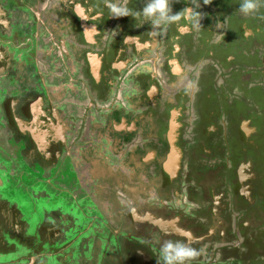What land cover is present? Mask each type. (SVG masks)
<instances>
[{
    "label": "flooded vegetation",
    "instance_id": "obj_1",
    "mask_svg": "<svg viewBox=\"0 0 264 264\" xmlns=\"http://www.w3.org/2000/svg\"><path fill=\"white\" fill-rule=\"evenodd\" d=\"M86 1L90 2L89 12L94 9L93 14L88 15L90 23L94 24L87 34L90 41L93 32L98 30L102 37L97 39V48L106 56H118L120 53L121 60L129 63L126 72H118L115 66L106 69L108 82L116 86V96L120 95V86L125 83L127 74L137 67L141 86H151L148 97H152L153 88L157 87L159 90L154 95L157 103L155 113L159 122L169 128L170 120L177 113V118L182 123L177 132L179 144L183 149L184 146L193 147L185 152L182 171L173 180V187L167 189L165 185L158 190L150 189L147 185L138 190L137 184L142 186L145 183L148 171L138 170L133 163L123 162V167L115 168L114 171V168L107 170L96 166L98 171L104 169L107 173L100 178L103 182L100 181L102 183L98 190L105 196L104 200L108 204L116 207L117 211L110 215H115L118 227L113 226L109 220L106 223L105 218L90 223L93 228L101 220L105 230L111 234L109 238H101L104 246L100 250L101 243H98L91 255L88 238L84 235L85 229L88 231L84 225L90 216H68V213H61L58 220L41 218L34 210L27 209L23 203L13 199L12 183L0 187V264H32L34 260L35 264H149L135 256V245L131 239L141 238L136 247L152 251L153 264L163 263L160 245L167 240H182L192 248L203 250L200 256L188 264H264V47H261L264 40L256 41L264 39V30L254 26V15L258 12L242 16L238 10L240 0H211L209 4H214L211 7L214 16H211L204 0H198L206 7L202 6L205 13L200 20V28L193 27L192 23L181 18L168 24V32L162 30L161 35L157 32V40L152 38L154 29L143 40V35L151 30L150 23L139 28L142 31L140 34H129L125 24L133 23L132 17L103 16L98 13V8L106 14L109 11V0ZM6 2L11 5L10 0H0V5L3 6ZM120 2L124 3L125 0ZM126 3L129 9L135 11L143 8L145 0H126ZM78 4L72 7L74 11H78ZM174 4L176 7L172 14H177V9L180 12L185 7H195L190 5L189 0L174 2L171 6ZM261 13L264 15V9ZM38 19L42 26L44 19L38 17L39 24ZM97 23L107 24L111 28V35L107 39H103L104 29L102 33ZM76 25L78 29H82V24ZM41 26L39 25L40 28ZM13 29V22L9 28L0 24V37L6 31L7 37H12ZM115 30L119 36L113 34ZM80 36L83 42L88 43L87 37ZM10 42L9 45L0 41L3 46L13 48V51L22 48L24 44ZM71 45L75 47L74 43ZM129 46L136 48L135 54L164 57L163 66L173 77L183 75L184 69L179 56L182 51H186L190 54L186 60L193 63L194 68L199 64V72L188 77L191 82L182 85L183 90L171 95L164 88L167 81H164L161 72L158 73L159 70L148 76L142 71L137 55L127 56ZM164 49L166 50L162 55L161 51ZM24 57L26 58L25 55L15 56L9 69L13 75L16 74L15 69H21ZM19 59L23 61H17ZM50 73H53L51 69ZM200 76L201 82L198 84ZM103 90L98 89L99 99L92 98L91 101H94L97 115L108 116L117 108L116 104H119L120 99L115 96L109 100L110 90ZM161 98L166 101H161ZM183 100H188L189 104L190 115L187 119ZM193 109L196 110V116L192 113ZM143 114L142 112L136 117ZM164 116L167 121H164ZM115 119L109 124L112 132H115ZM118 119L126 117L120 116ZM131 133L134 132L117 133V140L119 141L120 136ZM157 136L167 146V141L161 134ZM68 143L74 147V143L69 140ZM53 146L62 149L64 156L61 162L44 164L50 172L68 158L73 162V152L69 156L65 141H55ZM195 150H200L199 155L194 154ZM103 157L108 160L106 156ZM186 157L188 166L185 165ZM160 175L163 177L165 174L160 171ZM83 177L84 175H79L78 179ZM98 205L100 207L101 204ZM148 212L151 213L150 216L146 215ZM140 214L145 216H138ZM216 216L217 223H227L225 240L210 237V227ZM66 219L70 221L66 222ZM181 231L192 233L194 238L183 236ZM137 235L141 238H137Z\"/></svg>",
    "mask_w": 264,
    "mask_h": 264
},
{
    "label": "rangeland",
    "instance_id": "obj_2",
    "mask_svg": "<svg viewBox=\"0 0 264 264\" xmlns=\"http://www.w3.org/2000/svg\"><path fill=\"white\" fill-rule=\"evenodd\" d=\"M180 1L182 0H170L171 9L173 7L172 12L175 11L176 4L173 6H171V4ZM10 2L11 5L6 2L3 6L0 5V7L3 8L2 10L7 13L11 22L14 24V29L11 33L12 37H14L18 43L24 42L22 48H17L14 52L17 57L25 55L28 57V59L25 58V61H30V64L25 65L22 71L15 69V72L20 74H15V77H20V80H14L15 82L12 86L22 89L23 93L26 95L29 92H33L39 94V96L47 98L48 94L43 86L42 77L37 69V63L35 60V57H38V54L40 55V63L42 67L46 68V65H48L47 67H49V69H52L53 66L59 69L56 76L53 75L49 78V82L51 83L55 82L60 84L63 78H66L65 76L70 77V75L73 74V70L70 69V63H73L75 67L79 66V70L82 72L79 73L77 77L80 76L82 80L79 81L77 85L74 83L71 85L72 87H70L71 89L77 87V90L64 88L62 98L59 100L57 98V100L61 105L60 107H65V111L68 112V114H75L77 117L81 118L78 123L75 121L71 122L72 132L77 131L78 126L83 129L80 138H76V135H73L69 139V141L78 145V147L77 145L75 146L72 155L73 162L68 158L64 163H61V166L58 165L54 167L52 172H50L47 167L37 160V163L33 165L35 160L30 161L27 156H25L26 154H24V150H26L25 147L28 146L27 141L22 140V138L18 136L17 132L13 130L14 128L11 124L0 122V128L4 130V136L1 137L4 146L3 148H0V164L4 168L9 167L12 170L10 177H8V179H12V189H14V192L12 190V197L17 202H20L21 204L23 203L27 209L34 210L36 215L41 218L48 217L55 219L60 216L61 213H71L72 215L85 214L86 216H90V221L86 220L87 225L95 220L102 218L106 219L107 217V221H104L108 223L109 220L113 226L118 227V220L115 215H110L111 213H115L116 207L108 204V201H105L104 198H102V192L98 190V187L103 182L100 178L101 176L103 178L104 174L103 172L101 174V172L96 169L97 162L105 161L104 169L108 168V170H112L114 168V171L115 168L123 167V162L136 164L134 162L135 158H137L135 157L136 154H141L142 156L150 147H157L160 151L166 149L165 143L158 140V136L153 135V123H146L144 114L138 118L136 117L142 113V111L145 112L146 110H150L149 105H145L143 108V106L137 101L141 98L140 95L142 94L143 88L138 79L140 74L137 73V67L127 74L124 81L125 83L120 86L122 89L120 91L121 101L118 104L115 100L117 102V108L108 116H105L104 114L97 115L98 113L94 108L95 106L92 107L94 109H91V111L90 107L92 95L95 99H99L100 94L90 86L87 73H85L86 66L84 63V53L90 51V44L83 42L76 25V21L79 25L82 21H85L88 26H86V30L90 28L93 29L92 25L94 24L90 23L89 16L93 14L94 9L92 12H89L90 2L88 3L86 0H10ZM77 3H79L78 11H74L72 7ZM189 3L190 5H193L191 0H189ZM196 3L200 6L197 9L201 15L205 13L203 7L207 6L209 9H206L207 12H209L211 16H214V12L211 9L214 4H205V6H203L198 0H196ZM262 9H264V5H261L258 11H256L258 13H256V16L254 15L253 21L255 28L264 30V15L261 13ZM176 12L179 13V10L177 9ZM226 12L227 11H221V13ZM39 13L42 14L44 20L49 24L48 31L58 36L60 40L59 44L62 42H65L66 45L75 44V47L71 48V59H68L71 54L64 55L59 46L56 47L53 43L50 44L49 42L42 44V53H36V47H34L36 42L35 38L43 28H40L39 23L37 22ZM98 13L103 16H111L110 11L105 14L100 8H98ZM111 17L115 18L114 16ZM133 23L127 22L125 25L127 27L126 31L129 34L135 35L142 32L140 30L141 26L143 28L144 25L147 24L140 25V22L136 20H133ZM97 24L101 28L102 33L104 29L103 39H107L108 36L111 35V28H108L109 26H106L107 24L104 23ZM218 24L220 25V23ZM150 26L151 30L149 33H145L146 35H143V40L151 34L150 32H152L153 29L155 30V34L152 33V38H156V40L158 39L157 32L161 35L162 30L169 31L168 25L156 29L153 28L151 24ZM113 34L119 36L117 30H115ZM1 36L0 41H5L8 38L5 32L4 35L1 34ZM89 39L90 36L87 37V40ZM260 40L263 41L264 39L261 38L256 41L261 42ZM104 46L105 43L103 44V47ZM261 47H264V45H261ZM165 50L166 49L161 51L162 55ZM49 51H52L53 54H47ZM75 51L77 52L75 53ZM135 51L136 48L129 46L127 56L130 57V55H137L136 57L139 59V63L142 66V71L148 76L155 74V70H159L158 73L161 72L162 76H164V81H167L164 88L169 90L171 95L183 90L182 85L186 84L188 81L191 82V79L188 77L197 75L200 69L198 68L199 64L194 68L193 63L186 60L190 54L186 51H182L179 58L184 73L181 76L173 77L168 73L166 67L163 66L165 62L163 61L164 57L153 58V56L149 57L143 53L135 54ZM58 57H63L64 60L61 61ZM20 58L22 59V57ZM45 59L47 61L46 64ZM114 73L116 74V72ZM123 79L124 78H122V80ZM65 80L67 81V78ZM127 81H129V86L126 84ZM86 82L89 84L87 88L84 86L86 85ZM199 82H201V76L198 78V84ZM115 87V84L110 86L111 89H109L110 91L108 92L109 100L117 95ZM1 88L0 85V89ZM125 90H129V93H124L122 96L121 92H124ZM30 96H33V94H30ZM163 99L166 101L165 98H161V101H163ZM183 102L184 108L186 109L185 119H187L190 115L188 110V100H183ZM84 105H86V107H84ZM162 113L163 111L161 114ZM192 113L194 116L197 115L195 109H193ZM62 114H64L63 111ZM120 116H125L129 121V124H131L132 120L138 119L136 122L138 130L129 135L120 136L118 141L117 139L119 135H117V132H112L109 129V124L113 118H118ZM174 117L176 118L177 114L174 115ZM163 118L164 121H167L165 116ZM184 140H186V134ZM113 143H115V146H113ZM191 147H193V145L187 147L184 146V151L187 152ZM100 149H102V155L106 156L108 160H105L104 157L100 155ZM151 165L152 166L148 169L152 171V176L154 177V168L157 169V166L156 164ZM185 165L188 166L187 157L185 159ZM141 169L142 168H140V170ZM138 174H140V172ZM79 175H84V177L79 180ZM112 175L113 174H110V176ZM41 180H43V182ZM105 181L106 180L104 179V182ZM154 187H156L157 190L161 188L159 184H156L152 188ZM98 204H101V207H99ZM112 206L114 208H112ZM81 228L82 225H80L79 229ZM214 228L215 226L210 227V229ZM84 235H86L85 238H88L89 241L90 255L93 252L92 250L96 246L98 247V243H101L100 250L104 246L105 243L102 241V237H111V234L108 233L102 225L101 220L95 227H90V230L87 231V229H85ZM131 240L130 241L135 246L140 244L138 240ZM99 254L100 251L98 252V255ZM32 264H35V260Z\"/></svg>",
    "mask_w": 264,
    "mask_h": 264
},
{
    "label": "crops",
    "instance_id": "obj_3",
    "mask_svg": "<svg viewBox=\"0 0 264 264\" xmlns=\"http://www.w3.org/2000/svg\"><path fill=\"white\" fill-rule=\"evenodd\" d=\"M3 8L0 7V24L4 26L5 28H9L11 25V20L8 17L7 13L2 10ZM42 13V12H41ZM76 15V14H75ZM39 18L44 19L42 14L39 13ZM39 21V19H38ZM40 26H41V20ZM77 23V21H76ZM79 24V23H77ZM82 29H78L79 34H81L83 37H88L89 29L86 30L87 22L82 21ZM48 22L43 20V25L41 27V32L36 36V42L34 47H36V53H42L43 47L42 44L45 42H49L50 44H54L56 47L59 46L62 53L65 54H71L68 59L72 58V52L71 48L72 45H66L65 42H62L59 44L60 40L58 36L54 33H51L48 31ZM88 27V26H87ZM47 29V31H46ZM97 29V28H96ZM96 32H93L92 40L90 39L87 41V44L91 45L90 51L84 53V63H85V73H87L88 76V82L90 83V86L93 87L94 90L98 89H104L103 91H108V89H111L109 85H112V82H108L107 75H106V69L112 68V66H115L118 69V72L123 71L126 72L127 68L129 66V63L127 61L123 62L121 60V54L119 53L118 56L113 54L112 56H106L97 48V39L101 36V32L98 30H95ZM7 34V31H6ZM95 35V36H94ZM14 37H8L5 41H1V43H8L10 45V41L16 42V39ZM10 40V41H9ZM8 41V42H7ZM10 42V43H9ZM0 43V122L9 123L14 128L13 130L17 132L18 136L22 138V140H26L28 143V146L25 147L26 150H24L25 156L30 161L33 160H41V163L46 165H51V163L55 164V162H61L63 159L64 153L62 149H59L55 146H53V142L58 140H63L66 143V151L67 153H74L75 146L77 144L70 145L68 143V140L73 135H76V138H80L82 134V130L80 126H78L77 131L72 132L71 128V122L75 121L78 123L79 117L77 115L68 114V112L65 111V107H60V103H58V100L62 98L64 88L72 87V84H76L82 80V78L79 76V66L75 67L73 63H70V69L73 70V74L69 76H65L67 78H63L62 82L55 83V82H49V78L53 75L56 76V73L59 71V69L56 67H52L51 71L53 73H50V69L46 66V68L42 67L40 63V55L38 54V57H35L36 63H37V69L42 77L43 86L45 90L47 91V98H44L42 96H39V94L29 92L26 94L23 93L22 89L17 88L14 85V80H20V77H15V75L12 74V72L9 71V69L12 67V63L14 62L16 53L8 47L3 46ZM77 52V51H76ZM52 53V51H49L47 54ZM46 56V55H45ZM57 57V56H55ZM25 58V57H24ZM59 58V57H58ZM26 59L28 57L26 56ZM67 59V60H68ZM21 59L17 60L20 61ZM59 60L63 61V57L59 58ZM23 61V60H21ZM30 64V61H23L21 66V69H18L19 71H22L25 65ZM46 64V59H45ZM47 71L49 74H47ZM16 74H19L18 72ZM20 75V74H19ZM75 75V76H74ZM88 82H86V88L89 86ZM12 86V87H11ZM127 86H129V82H127ZM22 90V91H20ZM71 90H77V87L71 89ZM151 90L148 88V85H144L142 88V94L140 95L141 98H139L138 103L143 106L149 105L150 110H146L144 113V119L146 123L152 122L153 123V135L157 136L160 135L167 141L166 149L163 151H159L157 147H150L145 152L144 155L141 156L137 154L138 158H135L134 162L137 168L141 171L147 170V178L145 180V183H142V186L137 184L138 190L144 189L147 185L148 188H152L156 184H159L161 188L165 185L166 189L173 187V180L179 176L180 172L182 171V163L184 162V156L185 151L179 144V137L177 135V132L179 131L180 127L182 126V123L178 120V118H175L176 123L178 124L177 130H176V149L178 152V161L176 165L172 162H170V143L168 141V133L171 129V122L170 120V126L169 128L164 127L165 124L160 123L157 114L155 113V110L157 108V103L154 100V95L158 93V88L152 89V97H148L149 92ZM129 90H125L124 92H121L122 96L124 93L128 94ZM54 92V93H53ZM53 93V94H51ZM30 94H33V96H30ZM23 95H26L23 97ZM22 96V97H21ZM142 96L144 98H142ZM146 96V97H145ZM121 101V96H116ZM58 98V100H57ZM92 98L94 99V96L92 95ZM118 99V100H119ZM119 101V102H120ZM92 102V101H91ZM81 104V103H80ZM93 106H95L94 101L91 103L90 111ZM86 107V105H84ZM62 109V110H61ZM62 111L64 114H62ZM177 114V113H176ZM175 115V113H174ZM88 116V115H87ZM115 122V132L117 133H126L128 131L135 132L137 131V125L135 120H132L131 124H129V121L127 119H118L116 118L114 120ZM4 130L0 128V148H3L4 144L2 143L1 137L4 136ZM25 142V141H24ZM78 146V145H77ZM113 146H115L113 144ZM32 147V148H31ZM169 152V153H168ZM200 150H195L194 154L199 155ZM38 153V154H36ZM168 154V155H167ZM70 156V154H69ZM197 157V156H196ZM165 163L164 165H162ZM151 164H156L157 169L154 168V174L155 176H152V171L148 169ZM45 165V166H46ZM105 161L97 162V167H104ZM47 167V166H46ZM51 167V166H50ZM15 169V168H14ZM16 170V169H15ZM108 170V168H107ZM104 171V172H103ZM157 171V172H156ZM160 171L164 172V176L162 177L160 175ZM104 175L107 173L103 169L102 171ZM12 173V170L9 167L4 168L0 164V187L8 186V183H11L12 179H8ZM175 173V174H173ZM149 174V176H148ZM159 174V175H158ZM102 177V176H101ZM235 179V178H234ZM156 188V187H154ZM102 198H105L104 195H102ZM101 207V206H100ZM151 211V210H149ZM119 212V210H118ZM121 212V211H120ZM137 213V212H136ZM151 213H147L146 215L150 216ZM72 215L71 213H68V216ZM141 217H144L142 214L138 215ZM60 216L56 217V220H58ZM126 219L128 217H125ZM107 219V218H106ZM104 219V220H106ZM124 219V218H123ZM125 219V220H126ZM215 222L212 224L215 226L214 229H211L212 235L216 238H220L222 240H225L226 236V229L227 226L226 222H223L226 225H222V223H217V216L214 218ZM69 219H66V222H69ZM90 221V219H89ZM88 221V222H89ZM127 221V220H126ZM106 222V221H105ZM107 223V222H106ZM127 223H129L127 221ZM177 223V222H175ZM175 223H171V225H174ZM87 226L88 230H90V224L87 225V223L84 225ZM141 232V230H138ZM190 233V232H189ZM132 234V233H131ZM143 234V232L141 233ZM192 238H194L193 234ZM140 237V235H137V238ZM141 238V237H140ZM189 238V237H188ZM142 239V238H141ZM141 239H137L139 242H141ZM191 239V238H190ZM135 247V256L141 260L147 261L149 264H153V256L154 253L150 250H144L143 248H140L136 246ZM34 260V259H33ZM34 263V261H32Z\"/></svg>",
    "mask_w": 264,
    "mask_h": 264
},
{
    "label": "clouds",
    "instance_id": "obj_4",
    "mask_svg": "<svg viewBox=\"0 0 264 264\" xmlns=\"http://www.w3.org/2000/svg\"><path fill=\"white\" fill-rule=\"evenodd\" d=\"M191 3L195 7H185L177 14H172L170 0H145L143 8L135 11L127 7L126 0L124 3H121L120 0H109L107 7L111 16H130L139 21L140 25L150 23L155 29L171 24L181 18L192 23L193 27L200 28L202 15L196 10L200 6L196 3V0H191ZM209 3H211V0H204V4ZM261 5H264V0H240L238 10L242 16H249L258 11ZM181 234L190 237L189 233L182 231ZM202 251L188 246L182 240H167L160 245L163 264H188L189 261L200 256Z\"/></svg>",
    "mask_w": 264,
    "mask_h": 264
},
{
    "label": "water",
    "instance_id": "obj_5",
    "mask_svg": "<svg viewBox=\"0 0 264 264\" xmlns=\"http://www.w3.org/2000/svg\"><path fill=\"white\" fill-rule=\"evenodd\" d=\"M178 124L175 121V118L173 117L172 122H171V129L170 132L168 133V141L170 143V162L176 164L178 161V152L176 149V141H177V136H176V130H177ZM182 232V231H181ZM184 233H189V232H185ZM190 234V233H189ZM185 236V235H183ZM192 238V235L190 234V237Z\"/></svg>",
    "mask_w": 264,
    "mask_h": 264
},
{
    "label": "bare ground",
    "instance_id": "obj_6",
    "mask_svg": "<svg viewBox=\"0 0 264 264\" xmlns=\"http://www.w3.org/2000/svg\"><path fill=\"white\" fill-rule=\"evenodd\" d=\"M175 115H176V113H175Z\"/></svg>",
    "mask_w": 264,
    "mask_h": 264
}]
</instances>
